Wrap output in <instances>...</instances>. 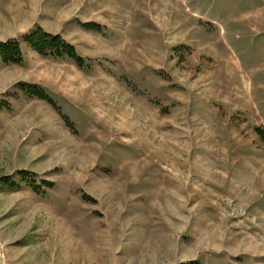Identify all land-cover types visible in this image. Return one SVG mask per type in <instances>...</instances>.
<instances>
[{"label": "rangeland", "instance_id": "374dc122", "mask_svg": "<svg viewBox=\"0 0 264 264\" xmlns=\"http://www.w3.org/2000/svg\"><path fill=\"white\" fill-rule=\"evenodd\" d=\"M12 37L0 264H264V0H0Z\"/></svg>", "mask_w": 264, "mask_h": 264}, {"label": "trees", "instance_id": "16d2710c", "mask_svg": "<svg viewBox=\"0 0 264 264\" xmlns=\"http://www.w3.org/2000/svg\"><path fill=\"white\" fill-rule=\"evenodd\" d=\"M23 40L29 46L41 54H66L82 64V57L75 51L74 46L67 42L60 34L45 31L42 27H35L23 36ZM0 58L7 63H20L22 61V53L19 42L16 38H7L0 41ZM37 94L42 95L37 92ZM25 171H18L17 174H24ZM9 178L2 176L0 181L7 182ZM179 264H199L197 259L181 262Z\"/></svg>", "mask_w": 264, "mask_h": 264}]
</instances>
